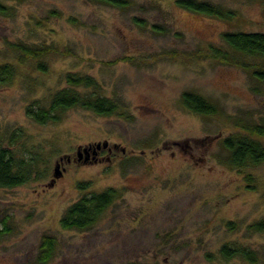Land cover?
<instances>
[{
	"label": "rangeland",
	"instance_id": "obj_1",
	"mask_svg": "<svg viewBox=\"0 0 264 264\" xmlns=\"http://www.w3.org/2000/svg\"><path fill=\"white\" fill-rule=\"evenodd\" d=\"M3 1L11 13H0V62L12 61L16 75L0 84V142L35 175L0 187V229L8 228L0 264H264V233L247 227L264 217V164L254 170L258 189L250 190L224 162L221 145L237 121L264 123V83L196 54L224 47L227 31L264 33V0H211L236 12L231 21L192 13L175 0H130L126 9L91 0ZM21 41L62 52L45 59L43 72L34 61H17L9 43ZM69 72L92 76L97 87L79 90L113 100L117 111L75 106L56 122L34 121L27 108L48 107L68 86ZM185 91L221 113L189 111ZM97 144L106 147L97 159L78 152ZM108 187L121 194L93 226H62L72 203ZM44 236L54 237L56 248L41 263ZM226 243L254 249L257 262L225 260Z\"/></svg>",
	"mask_w": 264,
	"mask_h": 264
},
{
	"label": "trees",
	"instance_id": "obj_2",
	"mask_svg": "<svg viewBox=\"0 0 264 264\" xmlns=\"http://www.w3.org/2000/svg\"><path fill=\"white\" fill-rule=\"evenodd\" d=\"M106 4L118 9H126L132 3L130 0H91ZM177 6L192 13L222 20H234L236 12L211 0H175ZM0 13L9 15L10 8L0 0ZM52 13H55L52 11ZM58 15L57 13H55ZM71 22L78 23L76 18ZM156 32L165 31L160 26L154 25ZM224 47L210 46L207 50H199L196 54L200 57L212 58L222 64L236 66L245 70L252 78L264 83V33L227 31L222 34ZM9 49L16 54L17 61L25 63L34 61L36 68L46 72L48 64L45 60L49 56L61 53L56 44H28L25 42L9 43ZM68 53V51H64ZM16 75V66L12 61L0 62V84L10 83ZM67 87L52 94L48 107L30 106L27 114L38 123L56 122L65 110L80 106L92 110L97 114L111 115L118 109V104L101 95H88L79 88L97 87L96 80L89 75L78 73L66 74ZM181 102L189 111L201 115L220 114L221 110L214 102L203 95L185 91ZM237 132L225 136L221 140L222 147L227 151L224 162L237 173L243 175L246 186L250 190L258 189V178L254 170L264 164V123L236 122ZM35 173L31 164L25 159H16L11 150L0 142V187H16L32 179ZM88 182L78 183L81 190L87 189ZM120 191L114 187L102 191L83 194L72 203L61 219L64 228L86 230L93 226L101 215L119 198ZM228 227L237 228L235 221L227 222ZM248 230L255 233H264V217L251 222ZM7 226L0 229V237L7 231ZM56 248V240L52 236H44L40 247L39 260L41 263L49 261ZM220 254L225 260L241 257L251 263L258 260L257 252L249 247L236 243H226L220 248Z\"/></svg>",
	"mask_w": 264,
	"mask_h": 264
},
{
	"label": "flooded vegetation",
	"instance_id": "obj_3",
	"mask_svg": "<svg viewBox=\"0 0 264 264\" xmlns=\"http://www.w3.org/2000/svg\"><path fill=\"white\" fill-rule=\"evenodd\" d=\"M103 148H106V147L104 146L102 147L101 145L100 146L91 145V147L85 153V160H88L90 157H92L93 159H97L98 155L102 152Z\"/></svg>",
	"mask_w": 264,
	"mask_h": 264
},
{
	"label": "water",
	"instance_id": "obj_4",
	"mask_svg": "<svg viewBox=\"0 0 264 264\" xmlns=\"http://www.w3.org/2000/svg\"><path fill=\"white\" fill-rule=\"evenodd\" d=\"M97 145L100 146V144H97ZM90 147H91V145L87 146V147H82V148L79 147V149H78L79 154H80L81 150L87 152ZM59 174L60 173L56 170L55 175L58 176Z\"/></svg>",
	"mask_w": 264,
	"mask_h": 264
}]
</instances>
